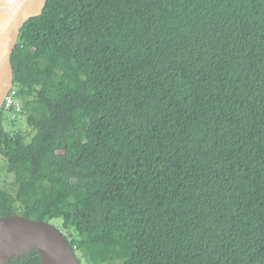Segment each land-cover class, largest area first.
Wrapping results in <instances>:
<instances>
[{"label":"trees","instance_id":"16d2710c","mask_svg":"<svg viewBox=\"0 0 264 264\" xmlns=\"http://www.w3.org/2000/svg\"><path fill=\"white\" fill-rule=\"evenodd\" d=\"M11 65L0 217L86 264H264V0H48Z\"/></svg>","mask_w":264,"mask_h":264},{"label":"water","instance_id":"95a60500","mask_svg":"<svg viewBox=\"0 0 264 264\" xmlns=\"http://www.w3.org/2000/svg\"><path fill=\"white\" fill-rule=\"evenodd\" d=\"M48 0H0V113L14 86L11 57L20 31L40 17ZM33 250L41 264H80L62 230L16 214L0 217V264L20 260Z\"/></svg>","mask_w":264,"mask_h":264},{"label":"rangeland","instance_id":"374dc122","mask_svg":"<svg viewBox=\"0 0 264 264\" xmlns=\"http://www.w3.org/2000/svg\"><path fill=\"white\" fill-rule=\"evenodd\" d=\"M14 87V86H13ZM21 100V99H20ZM22 108L23 101L21 100ZM21 105V104H20ZM1 113H3L1 111ZM4 114V113H3ZM5 115V114H4ZM6 122L5 129L9 132L21 131L25 135V141L28 143L31 137L34 135V131L28 127L26 123V118L17 114L15 119H10L8 115H5ZM0 189L6 190L9 193H15L17 190V185L15 183V176L7 172V161L3 156H0ZM50 223L56 228L62 230L65 237H71L73 232L63 230V222L60 219L51 220ZM77 258L80 260V264H86L87 259L81 254L76 253Z\"/></svg>","mask_w":264,"mask_h":264},{"label":"built area","instance_id":"2783aa9c","mask_svg":"<svg viewBox=\"0 0 264 264\" xmlns=\"http://www.w3.org/2000/svg\"><path fill=\"white\" fill-rule=\"evenodd\" d=\"M21 104V105H20ZM22 110V103L18 97L16 88H12L3 104L2 112L8 115L10 119H15L17 114Z\"/></svg>","mask_w":264,"mask_h":264},{"label":"flooded vegetation","instance_id":"af4514ba","mask_svg":"<svg viewBox=\"0 0 264 264\" xmlns=\"http://www.w3.org/2000/svg\"><path fill=\"white\" fill-rule=\"evenodd\" d=\"M13 260V263L12 264H18L19 260H17L16 258H12L8 264Z\"/></svg>","mask_w":264,"mask_h":264}]
</instances>
